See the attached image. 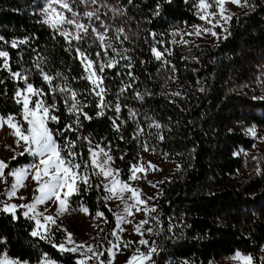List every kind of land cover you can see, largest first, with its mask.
<instances>
[{
  "label": "trees",
  "instance_id": "1",
  "mask_svg": "<svg viewBox=\"0 0 264 264\" xmlns=\"http://www.w3.org/2000/svg\"><path fill=\"white\" fill-rule=\"evenodd\" d=\"M100 1L124 10L108 37L118 51L127 49L125 55L131 60L109 49L108 57L118 63L103 72L105 103H118L119 113L112 107L106 108L103 116L96 115L98 98L90 94L91 84L82 79L85 73L75 51L42 22L41 10L47 0H0V36L8 42L0 41V49L9 52L12 71L22 67L29 83L49 93L46 102L55 101L53 114L59 122L49 121L48 127L61 145L64 138L57 130L75 117L67 112L59 92L54 96L50 93L36 64L55 77L53 86H64L66 77L67 85L80 93L77 98L87 105L83 111L92 117H80L78 134L106 151L110 147L122 180L129 179L131 166L141 163L149 150L178 160L179 167L160 184V194L151 207L155 211L147 213L152 231L144 228L143 235L147 248L156 249L151 264H162L169 256H232L237 251L250 255L253 264H264V172L245 169L246 152L256 144V136L247 130L254 127L257 135L264 132V94L254 96L250 91L257 83L254 74L264 63V0H248L232 15L227 32L216 30L226 38L188 35L181 42L176 40L178 28L194 31V25L202 24L193 0H159V15H153L157 0ZM77 4L79 0L72 6ZM117 28L124 29L127 40L123 34L116 39ZM24 39L28 42L11 47V41ZM79 47L91 53L93 60L96 52L101 60L107 59L91 39ZM153 47L164 53L161 59L155 58ZM96 71L99 73L98 67ZM58 72L61 77H56ZM0 80V114H11L20 121L21 105L14 94L24 83L13 80L4 70H0ZM78 134L64 135L76 140ZM74 150L83 153L81 161L88 159L85 141H78ZM15 157L7 162L6 176L10 169L34 160L27 153ZM13 180L8 176L5 190ZM89 182L90 187L79 184L80 191L70 197V204L86 207L90 213H103L99 237L109 245L117 228L115 209L105 199V178L91 174ZM23 211L17 210L18 219L0 211V255L6 252L9 258L39 264L46 254L58 264H77L79 252H61L54 246L65 241V230L51 226V240L34 237L30 234L34 221L24 217Z\"/></svg>",
  "mask_w": 264,
  "mask_h": 264
},
{
  "label": "snow or ice",
  "instance_id": "2",
  "mask_svg": "<svg viewBox=\"0 0 264 264\" xmlns=\"http://www.w3.org/2000/svg\"><path fill=\"white\" fill-rule=\"evenodd\" d=\"M170 2L171 0H165V3ZM231 2L244 6L247 5L248 0H243V3L242 0H231ZM74 3H76V0H47L46 6L41 10V15L43 16L42 22L48 25L54 32L64 37L70 46L69 50L75 51L76 58L80 61L81 67L85 73L82 79L87 80L91 84L90 94L98 98L97 108L99 111L96 115L103 116L105 114V109L112 107L119 113L120 105L118 103L114 106L105 103L104 97L106 95V89L103 87V72L106 67L113 68L118 63L114 57H108L109 49L115 53L116 56L130 61L131 58L125 55L128 50L121 49L118 51L117 48L113 46L112 38L108 37V31L111 26L101 19L100 14V8L107 7V5L99 4L98 0H79V3L84 5V11L80 12L73 9L72 4ZM129 3H131V0H129ZM225 3L226 0H212V3H209V0H193V6L196 8V15L200 20L204 21L205 24L204 26L194 25V32L188 33V35L208 33L218 39L226 38V36L220 37L214 30L216 27H220L224 29L225 32L228 31L221 21L229 22L233 17L230 14H225ZM94 5L96 7H92ZM213 5L216 6L217 12L209 11ZM111 10L114 14H124L123 9L113 8ZM160 11L161 5L159 0H157V6L153 15H159ZM66 13L68 15H66ZM217 14H219L220 19H216ZM85 20H87V23L84 22ZM97 23H99V28L96 26ZM115 34L117 40H119L121 34L124 35L125 40L128 39L123 28L115 29ZM152 35L154 36L155 34ZM88 39H91L94 44H97V46L103 50L104 56L107 58L106 60L100 59V52L95 53L96 60H93L90 58L92 55L91 53L86 49L81 50L79 45ZM0 41H3L5 44L8 43L3 36H0ZM73 41L76 42L77 46L73 47ZM27 42V39L20 41L13 40L11 41V47L17 48L19 44H25ZM184 42L187 43V41ZM120 43H123V41H120ZM151 52L156 59H161L164 55V53L158 51L155 47L151 49ZM10 59L9 52L0 49V70L7 71L15 81H23L24 88H17L14 94L16 103L21 105V120L17 121L16 117L10 114L7 116L6 122L8 126L14 130L13 134L17 138L16 143L19 145L23 142L24 151L19 153V155L23 156L27 153L34 158V161L27 166L10 169L6 176L5 169L9 168V165L4 160H0V181L7 183L8 176L14 178V182L4 193V195L11 199L16 196L17 189L25 187V180L31 176L32 180L36 182V192H38V195H34L32 202L26 204H14L0 200V211L11 214L13 219H18L19 217L16 216L17 210L24 209L22 215L34 221V228L30 234L34 237L51 240V226L59 227L56 225L57 217L39 212L37 206L52 201L53 203H57L58 214L66 210L68 198L79 193L80 183L88 185L89 187L91 186L89 182L91 174L108 178L109 183L103 185L105 190L112 195H118L119 198L124 201V214H118L116 216L117 226L127 219V215L132 214L133 208H135L136 211H155V208L149 209L146 206V199L140 198V190L132 187L129 182L119 179V170H115L111 167L113 158L109 154L110 147L106 151L105 148L101 147L99 144L93 145L89 137L80 136L78 134L82 127L80 117L83 116L85 120H90L92 117L88 116V114L83 111L84 107L87 105L81 103L77 98L80 93L67 85V78L64 77V86H53L52 81L55 77L45 73L40 67L39 62L36 64V68L40 72L43 80L49 85L50 93L54 96L59 92L64 97L67 112L75 117L71 123H66L62 130H57V134L64 138V144L61 145L55 138L53 130L48 127L49 121L59 122V117L53 114L56 109L55 101L53 100L51 104L46 102L45 97L49 93H45L42 88H36L32 83H29L27 72L22 67L13 72ZM128 66L130 67V64ZM97 67L99 68V73L96 71ZM61 76V73H56V77ZM0 83H3V80H0ZM126 87H128V85L122 87L120 91L123 92ZM201 91H203V89H201ZM175 95H179V93ZM33 97H35V100H33ZM4 122L5 117L0 116V126H3ZM25 124L26 127L24 126ZM155 126L157 128L160 127L159 124ZM113 127L117 130L119 129V125L116 124L115 120H113ZM247 131L252 136H256L254 127L249 128ZM68 132H76L78 134L76 140L64 135ZM161 139H163V137H161ZM80 140L85 141L88 146V159L83 161L80 160L83 153L74 150L77 142ZM15 158L16 157L13 156V159ZM89 169H91V173ZM145 171L146 170L142 166L132 165L129 180L132 181L140 178L137 176V173ZM97 187H100V185H97ZM125 192L130 193L127 200H125L123 195ZM110 198L111 196L105 197L106 200ZM20 199H24V197H20ZM128 201H132V203ZM141 205H144V207L141 208ZM45 211H47V209H45ZM83 211L87 212L88 209L84 208ZM97 215L103 216V213L98 212ZM147 222V220L140 221L136 226L135 230L141 236H143L141 227ZM147 231L151 232L152 229L149 228ZM112 235L116 236L117 241L120 240L116 232H113ZM66 240L68 244H75L71 233H67ZM130 243L131 242H127L124 246L128 247ZM138 243L147 245L148 241L141 239ZM54 246L61 252L70 253L79 252L81 248L87 247V251L83 253V258L78 260L77 264H87V261L93 257L98 258L96 250L90 245L67 247L65 243H60ZM112 247L118 249L119 244H114ZM155 252V247H150L147 253L137 249L135 254L127 261V264H145V262L151 260L152 254ZM88 253L92 255H88ZM232 259L241 261L243 264H253V258L250 255H243L239 251L235 253ZM0 264H27V261L9 258L5 252L0 255ZM43 264H57V262L45 254Z\"/></svg>",
  "mask_w": 264,
  "mask_h": 264
},
{
  "label": "rangeland",
  "instance_id": "3",
  "mask_svg": "<svg viewBox=\"0 0 264 264\" xmlns=\"http://www.w3.org/2000/svg\"><path fill=\"white\" fill-rule=\"evenodd\" d=\"M98 3L107 5V7L100 8L101 19L104 20L106 24L110 25L112 28V26L120 23V20H118V14H114L111 10L113 8H116L115 6L106 4L100 0H98ZM209 3H212V0L209 1ZM240 6L241 5L232 3L231 0H226V3L224 5L226 10L225 14L233 15L240 10ZM92 7L96 6L94 5ZM73 9L83 12L84 5L77 4L76 8L73 7ZM209 11L217 12L216 6L213 5V7L209 9ZM66 15L68 14L66 13ZM216 19H220L219 14H217ZM84 22L87 23V20H85ZM221 23H224L225 28L227 27L228 22L221 21ZM204 24L205 22L202 21L201 26H204ZM96 26L99 28V23H97ZM214 30L224 31V29L220 27H216ZM193 32L194 31L178 28L175 32L176 40L181 42L186 38L185 36H188V33ZM208 35V33H202L201 35L194 36ZM254 76V80H256L257 83L252 85L253 87H251L250 91L254 94V96H259L261 93L264 94V63L259 67L258 72H256ZM0 116L2 115L0 114ZM6 118L7 117H5L3 126H0V160H4L7 163L10 159L13 158V156H17L19 155V153L24 151V145L23 142H21L19 145L16 143L17 138L13 134L14 130L8 126ZM255 131L256 144L251 150L246 152L247 159L245 167L248 172L253 173L264 172V132L262 131L257 135L258 131ZM27 165L28 164L24 166ZM138 166H142L146 170L145 172L137 173V176L140 178L130 181L129 179L122 180L119 176V179L129 182L132 187L140 190V198L147 200L146 206L150 209L153 206V200L160 194L161 182L165 178L169 177L172 172L179 167V162L177 159L169 156L166 153H162L156 150H149L145 153L143 161L139 163ZM111 167L115 170H118L115 168L113 162H111ZM105 182L106 184H108L109 179L105 178ZM24 183L25 187L17 189L16 196L12 197L11 199L4 195L6 191L5 183V188L0 189V200L5 199V201L14 204L25 202L31 203L33 196L38 195V192H36V182L32 180L31 176H29ZM123 195L125 200H127L130 193L125 192ZM108 196H111L108 201L110 206L114 207L116 216L118 214H124V201H122L118 195H112L110 192H108ZM20 197H24V199H20ZM70 197L67 200L66 210L60 212L59 214L57 213V203H55L54 206V203L52 201L44 204L43 209H40L37 206V210L39 212H44L45 215L56 216V225H58L59 228L66 230V235L67 233L72 234V239L75 241V244H68L65 238V241L63 243H65L67 247H74L76 245H90L94 247L98 254V258L93 257L92 259L87 261V264H127V261L133 254H135L137 249L144 253H147L149 251L147 245L138 243L141 239L145 240V237L144 235L141 236L140 234H138L135 230L140 221L147 220L148 212L136 211V209L133 208L132 214L127 215V219L119 226H117L115 230V232L119 235L120 240L117 241L116 236H114L110 244L107 245L103 244L99 237V231L103 227L105 221L104 216H98L97 213H90L89 210L85 212L83 211V209L86 207L83 206H72L70 204ZM128 202L132 203V201ZM143 207L144 205H141V208ZM45 209H47V211H45ZM149 227H151V224L148 221L146 224L142 225L141 231L143 232L144 228ZM127 242L131 243L128 247H125L124 245ZM117 243L119 244V248L114 249L112 246ZM86 251L87 247L81 248V250L79 251V253L81 254L79 260L83 258V253H85ZM88 255L92 254L88 253ZM234 255L169 256L163 259L162 264H243V262L241 261L232 259ZM151 263L152 258L150 261L145 262V264ZM41 264H43V261Z\"/></svg>",
  "mask_w": 264,
  "mask_h": 264
},
{
  "label": "crops",
  "instance_id": "4",
  "mask_svg": "<svg viewBox=\"0 0 264 264\" xmlns=\"http://www.w3.org/2000/svg\"><path fill=\"white\" fill-rule=\"evenodd\" d=\"M4 188H5V183L2 182V181H0V189H4ZM3 201H5V199H4ZM19 204H26V202H25V203H19ZM53 205L55 206V203H54ZM38 207H39L40 209H43L44 204L38 205ZM42 261H43V260H42ZM42 261L40 262V264L42 263ZM27 264H28V263H27Z\"/></svg>",
  "mask_w": 264,
  "mask_h": 264
}]
</instances>
